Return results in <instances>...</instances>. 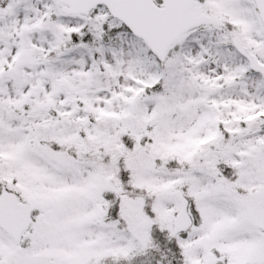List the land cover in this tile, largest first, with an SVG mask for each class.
<instances>
[{
	"label": "snow or ice",
	"instance_id": "1",
	"mask_svg": "<svg viewBox=\"0 0 264 264\" xmlns=\"http://www.w3.org/2000/svg\"><path fill=\"white\" fill-rule=\"evenodd\" d=\"M0 264H264V0H0Z\"/></svg>",
	"mask_w": 264,
	"mask_h": 264
}]
</instances>
